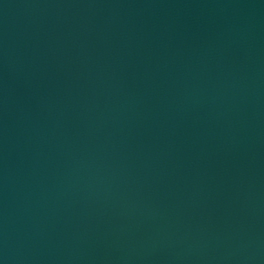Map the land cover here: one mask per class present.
Wrapping results in <instances>:
<instances>
[{"label": "water", "instance_id": "water-1", "mask_svg": "<svg viewBox=\"0 0 264 264\" xmlns=\"http://www.w3.org/2000/svg\"><path fill=\"white\" fill-rule=\"evenodd\" d=\"M0 264H264V0H0Z\"/></svg>", "mask_w": 264, "mask_h": 264}]
</instances>
